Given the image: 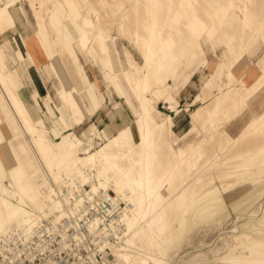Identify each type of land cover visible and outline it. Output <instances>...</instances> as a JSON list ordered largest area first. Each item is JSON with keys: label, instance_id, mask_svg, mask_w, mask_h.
Wrapping results in <instances>:
<instances>
[{"label": "rangeland", "instance_id": "1", "mask_svg": "<svg viewBox=\"0 0 264 264\" xmlns=\"http://www.w3.org/2000/svg\"><path fill=\"white\" fill-rule=\"evenodd\" d=\"M0 76L27 119L0 98V235L94 201L70 215L86 264H264V0H0ZM142 164L161 188L127 234Z\"/></svg>", "mask_w": 264, "mask_h": 264}, {"label": "built area", "instance_id": "2", "mask_svg": "<svg viewBox=\"0 0 264 264\" xmlns=\"http://www.w3.org/2000/svg\"><path fill=\"white\" fill-rule=\"evenodd\" d=\"M102 203L100 212L107 217L110 212L103 208L106 207L104 204L110 206V201ZM88 207L87 203L86 209ZM71 221L69 215L58 220L48 215L36 219L29 230L24 226L7 230L0 235V264H86L82 252L73 248L78 235L73 231ZM113 221L105 225L111 228ZM103 222L100 219L99 225ZM114 223H118L117 218Z\"/></svg>", "mask_w": 264, "mask_h": 264}, {"label": "bare ground", "instance_id": "3", "mask_svg": "<svg viewBox=\"0 0 264 264\" xmlns=\"http://www.w3.org/2000/svg\"><path fill=\"white\" fill-rule=\"evenodd\" d=\"M150 52L151 51L149 50V46L147 45L146 46V52H145V55H144L145 61H147L150 58ZM144 77L145 76L140 78L138 83H137V89H138V92H139V96H138L139 105L138 106H139V109H140V114H139L138 121H137L138 124H139L138 144L141 147L142 157H146L147 154H148V150H149L148 149L149 148V145H148V124H149L150 120L152 121V116H151L152 114H151V112L148 109L145 108L144 97L142 95L143 92L145 91V79H144ZM0 81L4 84L3 78L1 76H0ZM7 94H8V98L4 97L3 93L0 92V98H1L2 102L5 103L8 107L12 106L14 108V110L16 111V114H18L20 117H22L23 121L27 123V119H26V117L24 115L22 107L20 106V102L11 93L7 92ZM166 119H171V118L168 117ZM37 145H38V148H39L40 151L44 150V146L42 145V140H41L40 136H38ZM69 145L71 146L69 148H72L74 146L71 143V141H70ZM87 158H88L87 161H92L93 160V156L87 157ZM102 159H103V156H102ZM96 165H98V164H96ZM112 169H114V170L116 169L115 162L112 163V164L107 163L106 167H104L102 169V173L101 174L104 175L108 170H112ZM120 174H121V176L119 178H121V179L125 178V176H126L125 173L122 172ZM125 179H126V181L124 182V185L127 186L130 189L131 188V186H130L131 183H130V181L127 180V178H125ZM119 181L115 182L116 186H117V189H118V191H117V189L115 188L116 192H121V189L123 188L122 185L119 183ZM134 184L137 185L138 189L140 191H142V193L137 196L138 197L137 198V200H138L137 208L133 211V213L135 214V217L130 215V217H131L130 219H128V220L124 219L125 220V225H126L125 230H127V234L131 233V231H133V230L135 231V229H137V227H139L140 222L145 220V218L147 216H150L152 211L154 212L153 203H151V201H149V199L155 200L156 196H157V193L159 192V189L161 188L159 186V189H157V191H154L148 186V178H147V174H146V169H145V166L143 164L141 165V172L139 174L138 181H136ZM122 192H124V191H122ZM89 198H90V196H89ZM104 198H105V201L109 200L110 203L114 202V200H115V197H111L110 195H106ZM54 204L56 205V209H57V212H58V217H54V218H55V220H58L61 217L72 215L75 211L76 212L79 211L80 213H84L85 209H86L85 204H87V202H85L83 204V206L80 207L79 210L73 209V207H72L73 205H71L69 202L67 203V201L66 202L63 201V199H61L60 201L55 200ZM67 205H69V207H66ZM93 205H94V201L92 203H88V206H93ZM118 219H119V215L117 216V220ZM152 220L154 221V219H152ZM91 221L92 222L91 223L89 222V224H88V228L89 229L92 228L93 230H95L99 226L100 219H98L96 216H93ZM34 223H35V219H32L30 222H29V220H27V221L22 222L21 225H16V226H13V227L24 226L26 230H29L30 226H32ZM118 224H122V223L119 222V220H118ZM105 226H107V225H105ZM13 227H11V228H13ZM11 228H9V229H11ZM9 229H7V230H9ZM7 230H5L4 233ZM99 233L106 234L105 227H103L102 229H99ZM127 249L129 250L130 248H127ZM114 253H115V256L118 258L120 263H123V264L124 263L125 264H136L134 260L129 261V257H130L129 254L125 253V254H121L120 255V250H118V249L114 250ZM144 256H145V260L142 262L143 264H145L148 261H151L152 264H158V262H157V260L155 259L154 256L153 257H151L149 255H144Z\"/></svg>", "mask_w": 264, "mask_h": 264}, {"label": "crops", "instance_id": "4", "mask_svg": "<svg viewBox=\"0 0 264 264\" xmlns=\"http://www.w3.org/2000/svg\"><path fill=\"white\" fill-rule=\"evenodd\" d=\"M35 55H36V58H37V59H40V56H41V55H40V53H39L38 51H37V52L35 51ZM88 93H89L90 96L92 95V93L90 92V90H88ZM94 115H95V114H94ZM94 115H93V116H94ZM93 116H92V117H93Z\"/></svg>", "mask_w": 264, "mask_h": 264}]
</instances>
